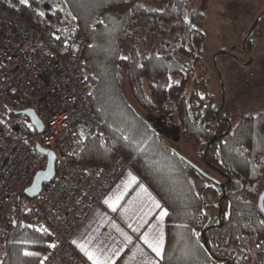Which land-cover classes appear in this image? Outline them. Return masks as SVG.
I'll return each mask as SVG.
<instances>
[{
  "label": "trees",
  "instance_id": "1",
  "mask_svg": "<svg viewBox=\"0 0 264 264\" xmlns=\"http://www.w3.org/2000/svg\"><path fill=\"white\" fill-rule=\"evenodd\" d=\"M47 6L57 20L80 25L86 87L109 138L86 140L78 161L102 168L120 153L158 196L167 211L160 264H264V216L257 208L264 190V106L235 123L220 112L203 50L211 0H49ZM124 79L143 112L175 117L224 195L201 188V171L126 100ZM29 201L20 198L0 243V264H39L49 248V237L25 221Z\"/></svg>",
  "mask_w": 264,
  "mask_h": 264
},
{
  "label": "built area",
  "instance_id": "2",
  "mask_svg": "<svg viewBox=\"0 0 264 264\" xmlns=\"http://www.w3.org/2000/svg\"><path fill=\"white\" fill-rule=\"evenodd\" d=\"M48 1L0 0V243L24 189L45 169L39 146L56 155L53 178L24 211L50 239L39 264H81L70 241L129 164L120 153L102 168L78 161L86 140L109 138L86 87L80 25L57 20Z\"/></svg>",
  "mask_w": 264,
  "mask_h": 264
},
{
  "label": "rangeland",
  "instance_id": "3",
  "mask_svg": "<svg viewBox=\"0 0 264 264\" xmlns=\"http://www.w3.org/2000/svg\"><path fill=\"white\" fill-rule=\"evenodd\" d=\"M209 14L204 30L206 42L203 50L212 75L214 94L218 103H223L220 112L235 123L241 114L254 112L264 106V0H211ZM256 19H259V22L250 45L245 49L242 41ZM232 47L234 50H231ZM221 49H224L226 54L216 57L215 67L213 56ZM122 92L135 111L166 143L207 175L205 178L201 177V188L205 184L208 188L217 187L220 192L221 189L211 181H220V178L204 165L196 148L183 140L182 130L175 124V117L171 113L164 117H155L143 112L135 104L125 79ZM161 127L169 133H165ZM198 184L196 181V185ZM16 215V211L13 212L10 221ZM25 221L37 225L28 218H25Z\"/></svg>",
  "mask_w": 264,
  "mask_h": 264
},
{
  "label": "crops",
  "instance_id": "4",
  "mask_svg": "<svg viewBox=\"0 0 264 264\" xmlns=\"http://www.w3.org/2000/svg\"><path fill=\"white\" fill-rule=\"evenodd\" d=\"M161 211L167 213L158 196L128 168L92 209L70 244L82 259L81 264H93L81 246L95 255L98 264H160L166 233V215L161 219ZM146 236L150 241L154 236L161 239L160 256L145 243Z\"/></svg>",
  "mask_w": 264,
  "mask_h": 264
},
{
  "label": "water",
  "instance_id": "5",
  "mask_svg": "<svg viewBox=\"0 0 264 264\" xmlns=\"http://www.w3.org/2000/svg\"><path fill=\"white\" fill-rule=\"evenodd\" d=\"M258 22H259V19H256L251 25L249 31L245 35L244 40L242 41L243 45L253 35ZM231 50H234V47H232ZM224 54H226V51L224 49H221L213 56V63L215 67H216V57L219 55H224ZM217 73H219L218 70H217ZM220 82H221V78H220ZM222 106H223V103H222ZM23 113L30 119L31 124L35 127L36 131L41 132L43 129L42 123L36 117L34 112L32 110H25ZM216 139L217 137L213 136L210 142L208 143L207 148L209 144L214 142ZM36 150L46 157V166L44 170L39 171L35 174L32 183L24 189V195L29 199H32L35 196H37L41 192L43 185L49 182L53 178L54 173H55V160H56L55 153L48 149H42L39 146H36ZM188 162L191 163L190 161ZM194 167L196 166L194 165ZM196 168L198 169V167ZM201 173L204 175V177H207L206 174H204L203 172ZM211 181L215 185H217L220 189H222V192H223L222 195H224L225 194L224 185L222 183H219V181L215 179H211ZM257 208L260 211V213H262V215L264 216V190H262L258 196Z\"/></svg>",
  "mask_w": 264,
  "mask_h": 264
},
{
  "label": "snow or ice",
  "instance_id": "6",
  "mask_svg": "<svg viewBox=\"0 0 264 264\" xmlns=\"http://www.w3.org/2000/svg\"><path fill=\"white\" fill-rule=\"evenodd\" d=\"M19 2H20V4H22V5L27 4V0H19ZM133 180H134V178H133ZM117 199H119V197H118ZM105 203L107 204L108 201L106 200ZM153 203H154V202H153ZM109 206L112 207V210H113V211L116 210L115 207H113L112 205H109ZM154 206L157 207V208L159 207L158 204H155ZM166 214H167V213L161 211V213H160V217H161V219H162L163 216H165ZM44 231L46 232L47 230L45 229ZM160 237H162V233H160ZM145 243L148 244V246L152 249V251H153L157 256H160V255H161L162 241H161L160 238H157V237L154 236L153 239L150 241V240L147 238V236H146V238H145ZM50 247H55V245H50ZM81 251H83V252L85 253V255L88 257L89 260L93 261V264H98V261H97L95 255H94L93 253H91V252L85 250V249L83 248V246H81ZM23 254H24L25 256H33V255H34L33 253H31V252H27V251L24 252Z\"/></svg>",
  "mask_w": 264,
  "mask_h": 264
}]
</instances>
